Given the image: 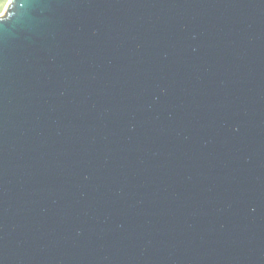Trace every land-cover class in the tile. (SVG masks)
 I'll return each mask as SVG.
<instances>
[{
  "label": "water",
  "instance_id": "water-1",
  "mask_svg": "<svg viewBox=\"0 0 264 264\" xmlns=\"http://www.w3.org/2000/svg\"><path fill=\"white\" fill-rule=\"evenodd\" d=\"M5 13L0 264H264V0Z\"/></svg>",
  "mask_w": 264,
  "mask_h": 264
},
{
  "label": "rangeland",
  "instance_id": "rangeland-1",
  "mask_svg": "<svg viewBox=\"0 0 264 264\" xmlns=\"http://www.w3.org/2000/svg\"><path fill=\"white\" fill-rule=\"evenodd\" d=\"M8 6L9 0H0V13H5ZM0 17H2V14H0Z\"/></svg>",
  "mask_w": 264,
  "mask_h": 264
},
{
  "label": "snow or ice",
  "instance_id": "snow-or-ice-1",
  "mask_svg": "<svg viewBox=\"0 0 264 264\" xmlns=\"http://www.w3.org/2000/svg\"><path fill=\"white\" fill-rule=\"evenodd\" d=\"M13 2V0H9V5ZM2 16L6 15V13H0Z\"/></svg>",
  "mask_w": 264,
  "mask_h": 264
},
{
  "label": "clouds",
  "instance_id": "clouds-1",
  "mask_svg": "<svg viewBox=\"0 0 264 264\" xmlns=\"http://www.w3.org/2000/svg\"><path fill=\"white\" fill-rule=\"evenodd\" d=\"M9 10H11V8Z\"/></svg>",
  "mask_w": 264,
  "mask_h": 264
}]
</instances>
